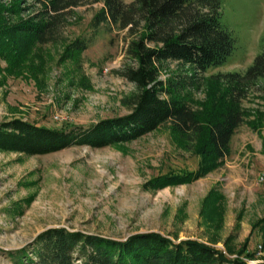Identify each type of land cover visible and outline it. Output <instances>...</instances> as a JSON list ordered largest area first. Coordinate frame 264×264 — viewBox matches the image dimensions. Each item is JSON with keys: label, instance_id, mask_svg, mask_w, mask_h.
<instances>
[{"label": "rangeland", "instance_id": "1", "mask_svg": "<svg viewBox=\"0 0 264 264\" xmlns=\"http://www.w3.org/2000/svg\"><path fill=\"white\" fill-rule=\"evenodd\" d=\"M219 1V22L234 38L226 61L201 73L178 61L157 64L156 79L172 85L185 81L177 83L172 95L177 92L198 112L210 95L224 88V82L208 77L242 72L264 36V0ZM101 6L77 0L63 9L53 41L34 46L9 72L0 59V121L22 118L58 128L86 126L128 112L121 101L134 87L119 70L133 63L125 49L140 24L136 33L107 21L95 25L93 17ZM17 9L16 14L1 16L16 22L42 11L33 0H21ZM74 39L84 40L86 47L64 56ZM239 103L243 118L230 137L228 155L220 166L184 184L143 186L154 176L196 166L197 156L175 143L166 122L117 145L70 146L42 155L0 150V264H11L2 251L19 248L51 227L115 239L155 231L174 242L189 238L208 243L215 233L212 247L223 251L227 241L233 250L253 251L255 259L246 260L248 264L264 262L259 233L251 229L264 215V81L248 87ZM211 191L221 196L216 231L199 213Z\"/></svg>", "mask_w": 264, "mask_h": 264}, {"label": "trees", "instance_id": "2", "mask_svg": "<svg viewBox=\"0 0 264 264\" xmlns=\"http://www.w3.org/2000/svg\"><path fill=\"white\" fill-rule=\"evenodd\" d=\"M20 1L0 3V59L5 61L8 72L19 66L21 58L34 46L53 41L63 9L77 4V0H33L42 9L36 15L16 22L1 16L2 12L16 14ZM91 1L102 3L93 17L95 25L107 21L136 33L134 30L140 24L138 33L125 49L127 58L133 63L124 64L119 70V75L134 87V91L121 101L128 112L101 118L86 126L58 128L22 118L0 121V150L42 155L70 146L117 145L166 122L175 143L197 156L196 166L154 176L143 185L145 188L189 183L220 166L229 153L230 137L243 118L239 99L252 84L264 81V36L258 39L257 50L242 72L208 77L224 82V88L210 95L198 112L177 92L172 95L177 83L184 85L185 81L179 80L172 85L169 80L162 83L156 79L157 64L163 60L178 61L190 65L198 73L222 65L232 51L234 38L219 22L220 1ZM85 47L84 40L74 39L65 48L64 56L72 57ZM220 201L221 196L211 191L200 205L202 222L214 231L221 223ZM251 229L259 233L260 249H264V215L251 225ZM214 235L208 238V244L189 238L174 242L155 231L136 232L115 239L51 227L19 248L2 251V254L11 264H248L246 260L255 259L253 251L245 247L233 250L227 241L223 251L212 247L210 244L217 241Z\"/></svg>", "mask_w": 264, "mask_h": 264}]
</instances>
